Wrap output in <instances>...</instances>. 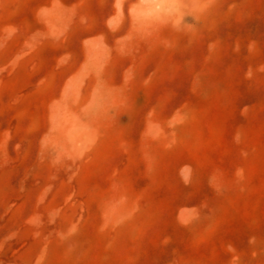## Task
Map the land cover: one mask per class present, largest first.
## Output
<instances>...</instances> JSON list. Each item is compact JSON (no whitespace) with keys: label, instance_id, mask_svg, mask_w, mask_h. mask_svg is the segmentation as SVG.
I'll return each instance as SVG.
<instances>
[{"label":"rangeland","instance_id":"1","mask_svg":"<svg viewBox=\"0 0 264 264\" xmlns=\"http://www.w3.org/2000/svg\"><path fill=\"white\" fill-rule=\"evenodd\" d=\"M0 264H264V0H0Z\"/></svg>","mask_w":264,"mask_h":264}]
</instances>
